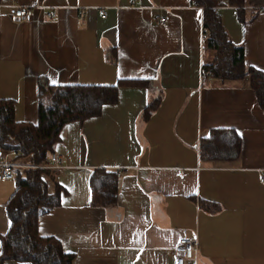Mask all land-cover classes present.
<instances>
[{
    "label": "crops",
    "instance_id": "crops-1",
    "mask_svg": "<svg viewBox=\"0 0 264 264\" xmlns=\"http://www.w3.org/2000/svg\"><path fill=\"white\" fill-rule=\"evenodd\" d=\"M14 5L29 7L30 18H12ZM253 11L247 3L216 9L244 65L264 72V6ZM0 13V98L12 101L15 121L35 123L39 83H119L98 115L61 126L52 152L63 161L53 171L62 190L37 219L40 235L56 238L72 264H173L180 237L196 240L188 264H264V182L257 177L264 174V110L246 77L202 73L211 51L202 45L199 7L188 0H0ZM228 131L239 141L233 159L200 158L201 141ZM5 158L17 163L15 155ZM98 168L115 173L111 206L89 204V176ZM13 187V178L0 179V233Z\"/></svg>",
    "mask_w": 264,
    "mask_h": 264
},
{
    "label": "trees",
    "instance_id": "trees-1",
    "mask_svg": "<svg viewBox=\"0 0 264 264\" xmlns=\"http://www.w3.org/2000/svg\"><path fill=\"white\" fill-rule=\"evenodd\" d=\"M201 9L202 45L211 51V58L201 71L218 80L247 78L258 106L264 110V72L246 67L242 49L227 38L216 9L223 5L242 7L251 4L255 11L263 0H188ZM128 84H144L128 81ZM119 83L48 85L39 83L36 94V121L17 122L13 119V103L0 98V154L15 151L18 165L12 168L14 187L4 202L9 224L0 233V264L11 259L28 264H72L73 254L62 249L59 241L37 231V219L58 204L61 187L53 171L44 167L48 154L58 141L61 126L80 122L99 114L101 106L113 103ZM149 101L141 112L146 118L157 104ZM239 141L233 132L220 133L200 143L199 156L204 160L228 161L238 152ZM15 164V163H14ZM49 182L52 189H48ZM90 205L111 206L115 203L114 171L93 169L89 176Z\"/></svg>",
    "mask_w": 264,
    "mask_h": 264
},
{
    "label": "built area",
    "instance_id": "built-area-1",
    "mask_svg": "<svg viewBox=\"0 0 264 264\" xmlns=\"http://www.w3.org/2000/svg\"><path fill=\"white\" fill-rule=\"evenodd\" d=\"M9 14L14 19L28 20L31 15V10L29 7L23 5H14L9 9ZM0 15H4L0 13ZM52 11H46L45 16L47 18H51L53 16ZM98 15L100 17L104 16L103 9L98 11ZM159 24H163L164 20L159 19ZM204 74H208V71L204 72ZM15 155L14 150H10L4 156H12ZM3 158L0 161V179H11L12 178V168L17 165L8 161L6 158ZM63 166L62 158L56 153H49L47 157V162L44 167L50 170H56ZM258 181L264 182V174L258 173L257 175ZM195 251H196V240L194 237H180L178 238L175 245L172 247V256H173V264H188L189 262L195 261Z\"/></svg>",
    "mask_w": 264,
    "mask_h": 264
},
{
    "label": "rangeland",
    "instance_id": "rangeland-1",
    "mask_svg": "<svg viewBox=\"0 0 264 264\" xmlns=\"http://www.w3.org/2000/svg\"><path fill=\"white\" fill-rule=\"evenodd\" d=\"M16 164V163H15ZM17 166L16 167H22L21 165H18V164H16Z\"/></svg>",
    "mask_w": 264,
    "mask_h": 264
}]
</instances>
